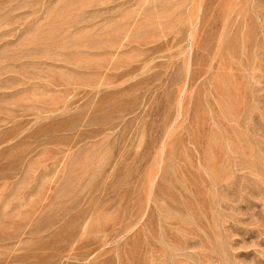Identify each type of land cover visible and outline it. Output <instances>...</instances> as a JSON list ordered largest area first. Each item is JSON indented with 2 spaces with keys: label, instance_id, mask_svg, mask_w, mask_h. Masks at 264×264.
<instances>
[{
  "label": "rangeland",
  "instance_id": "1",
  "mask_svg": "<svg viewBox=\"0 0 264 264\" xmlns=\"http://www.w3.org/2000/svg\"><path fill=\"white\" fill-rule=\"evenodd\" d=\"M0 264H264V0H0Z\"/></svg>",
  "mask_w": 264,
  "mask_h": 264
}]
</instances>
